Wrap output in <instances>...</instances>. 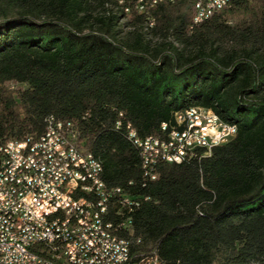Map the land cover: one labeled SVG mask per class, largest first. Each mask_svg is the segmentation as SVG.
I'll return each instance as SVG.
<instances>
[{
  "label": "trees",
  "instance_id": "obj_1",
  "mask_svg": "<svg viewBox=\"0 0 264 264\" xmlns=\"http://www.w3.org/2000/svg\"><path fill=\"white\" fill-rule=\"evenodd\" d=\"M192 17V0L151 20L115 0H0V143L39 136L50 116L72 123L106 186L138 201L116 222L134 261L264 264V0ZM191 106L235 136L145 179L128 125L163 135Z\"/></svg>",
  "mask_w": 264,
  "mask_h": 264
},
{
  "label": "built area",
  "instance_id": "obj_2",
  "mask_svg": "<svg viewBox=\"0 0 264 264\" xmlns=\"http://www.w3.org/2000/svg\"><path fill=\"white\" fill-rule=\"evenodd\" d=\"M174 1L122 0L129 14L149 20L159 3ZM230 1L192 0V22ZM174 121L161 125L163 135L146 137L128 125L145 179H156L159 162H181L198 148L207 153L236 134L204 107L178 111ZM40 134L43 141L28 135L0 143V264H159L156 255L132 259L116 222L138 201L106 186L101 164L78 143L72 123L50 116Z\"/></svg>",
  "mask_w": 264,
  "mask_h": 264
},
{
  "label": "bare ground",
  "instance_id": "obj_3",
  "mask_svg": "<svg viewBox=\"0 0 264 264\" xmlns=\"http://www.w3.org/2000/svg\"><path fill=\"white\" fill-rule=\"evenodd\" d=\"M115 3H116V8L117 9L122 11L124 14L129 15L128 11L124 7V3L122 2V0H115ZM217 10H218V8H211V15ZM208 111H209V114H214V117H216L218 119V117L215 115V113H213L210 110H208ZM219 121L222 122L221 120H219ZM222 123H224V122H222ZM224 124L232 126L233 129H236V127L234 125L227 124V123H224ZM36 141H43V134H40L39 136H36ZM92 159L93 160H97L96 158L93 157V155H92ZM97 163L100 164V162L98 160H97ZM129 221H130V219H129ZM127 225H128L127 222L121 220V222L116 224V229H118V230L123 229V228L125 229L126 227H128Z\"/></svg>",
  "mask_w": 264,
  "mask_h": 264
}]
</instances>
